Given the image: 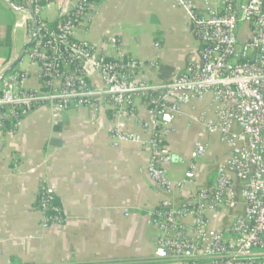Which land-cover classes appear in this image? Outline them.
<instances>
[{
	"label": "crops",
	"instance_id": "1",
	"mask_svg": "<svg viewBox=\"0 0 264 264\" xmlns=\"http://www.w3.org/2000/svg\"><path fill=\"white\" fill-rule=\"evenodd\" d=\"M71 5L55 3L42 18L56 24ZM29 14L16 0H0V78L20 70L27 74L25 88L32 89L41 87V79L29 57ZM75 36L110 58L140 60L137 78L151 83L170 81L200 57L189 11L174 0H98ZM90 82L102 87L95 72ZM203 115L216 119L212 93L162 114L151 100L136 97L125 117L127 129L144 139L168 124L163 166L183 190L157 186L148 171L149 150L111 136L116 115L109 102L98 109L38 107L17 125H0V264H181L159 254L161 232L152 216L214 184L219 165L230 158L232 147L221 142L219 131L207 137L204 154L197 152ZM43 185L57 196L64 224L41 225L36 201ZM243 207L209 212L211 233L227 228Z\"/></svg>",
	"mask_w": 264,
	"mask_h": 264
},
{
	"label": "built area",
	"instance_id": "2",
	"mask_svg": "<svg viewBox=\"0 0 264 264\" xmlns=\"http://www.w3.org/2000/svg\"><path fill=\"white\" fill-rule=\"evenodd\" d=\"M16 1L30 8L29 57L40 67L41 87L25 88L27 74L20 70L6 74L0 82V125H17L38 107L98 109L109 102L116 115L111 136L149 150L148 171L157 186L183 190L163 166L168 124L152 128L150 138L144 139L127 129L125 117L136 97L151 100L162 114L179 112L182 105L212 93L216 119L203 115L198 120L204 129L197 152L204 154L207 137L219 131L221 141L232 147L231 156L219 165L214 184L186 197L181 206L167 204L154 211L152 220L161 232L157 245L181 264H264V0H174L189 11L200 57L160 84L137 78L140 60L110 58L98 45L76 38L78 26L92 16L98 0H72L56 24L45 21L42 12L63 0ZM93 72L102 87L90 82ZM56 201L43 185L36 201L43 227L65 223ZM241 203L242 213L227 228L211 233L208 213Z\"/></svg>",
	"mask_w": 264,
	"mask_h": 264
},
{
	"label": "water",
	"instance_id": "3",
	"mask_svg": "<svg viewBox=\"0 0 264 264\" xmlns=\"http://www.w3.org/2000/svg\"><path fill=\"white\" fill-rule=\"evenodd\" d=\"M30 44H31V42H30ZM6 74H7V73H6ZM6 74H5V75H6ZM5 75H4V76H5ZM2 78H3V77H2ZM2 78H0V81H1ZM159 254L170 256V252H169L168 250H165V249H160V250H159Z\"/></svg>",
	"mask_w": 264,
	"mask_h": 264
},
{
	"label": "trees",
	"instance_id": "4",
	"mask_svg": "<svg viewBox=\"0 0 264 264\" xmlns=\"http://www.w3.org/2000/svg\"><path fill=\"white\" fill-rule=\"evenodd\" d=\"M63 19H64V17L62 16L59 20L61 21V20H63ZM57 22H58V21H57ZM12 69H13V68H12ZM12 69H11V70H12ZM11 70H10V71H11ZM13 70H15V69H13ZM13 70H12V71H13ZM56 202L58 203V199H57ZM203 261H204V260H203ZM203 261L201 262L202 264H203Z\"/></svg>",
	"mask_w": 264,
	"mask_h": 264
},
{
	"label": "rangeland",
	"instance_id": "5",
	"mask_svg": "<svg viewBox=\"0 0 264 264\" xmlns=\"http://www.w3.org/2000/svg\"><path fill=\"white\" fill-rule=\"evenodd\" d=\"M222 142V141H221ZM222 143H226V142H222Z\"/></svg>",
	"mask_w": 264,
	"mask_h": 264
}]
</instances>
